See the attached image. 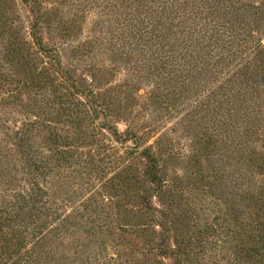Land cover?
<instances>
[{"label": "trees", "instance_id": "1", "mask_svg": "<svg viewBox=\"0 0 264 264\" xmlns=\"http://www.w3.org/2000/svg\"><path fill=\"white\" fill-rule=\"evenodd\" d=\"M19 1L29 6L26 15L28 40L22 41L26 48L22 66L29 70L17 71L13 62L10 66L5 62L6 67L0 65L3 146L11 157L21 161L19 166L14 164L15 169L8 167L12 164L11 158L0 153V170L4 169L0 171L4 174L0 183V264H74L69 255L62 252L57 257L54 248L42 247L47 235L55 240L71 235L66 234L69 226L80 219L77 215L73 218L69 213L64 215L66 206L73 202L67 200L72 197L65 194L59 203L58 183L61 181L56 179L57 174L49 161L42 158L43 153L29 136H40V133H34L38 123L29 119L30 115L25 111L29 107L21 96H34V107L37 104L39 108L57 105L54 117H44L45 125L52 130L49 137L54 146L64 142L59 131L65 125L61 130L55 125L61 123V116H65L64 123H73V133L83 139L95 135V121L100 116L108 117L109 106L95 90L96 73L91 74L89 82L77 77L61 60L60 50L65 43L52 46L45 43V35L54 31L46 1ZM75 1H82L84 5H103L112 14L113 22L119 27L115 29L121 38L122 54L125 57L136 55V65L132 69L138 73L137 80L150 76L157 78L160 85H173L179 89V95L185 99L192 93L197 96L198 92H206L202 113L206 112L220 122L217 127L226 134V144L228 141L234 144L236 180L251 188L243 201L249 211L235 217L234 226L229 228H232L231 238L227 237L229 242L217 240L208 247L202 246V262L192 261L187 245L181 243L174 248L170 245L172 233L162 220L165 209L157 210L152 204L154 197L164 193L165 180L150 146L143 145L144 139L130 127L119 132L117 126L106 121V129L115 140L132 142L144 162L143 175L152 192L142 195L139 204L143 215L154 226V254L145 247L148 242L145 225L141 231L135 230L136 236L133 235L140 243L139 251L130 249L129 254L123 253L122 250L129 249V241L120 233L123 231L122 220L113 215L111 206L115 219L112 220L114 227L108 246L116 257L89 252L79 264H92L101 256L102 264H166V259H173V264H264V100L254 99L250 103L248 99L255 93L256 77L264 90V46H261L264 0ZM19 24L22 28L24 23ZM35 87L40 88L39 93L33 91ZM236 105L240 106L237 111L234 110ZM18 113L24 117L20 127L14 119ZM10 120L13 124L6 126ZM101 126L99 128L104 130ZM87 127L92 133L86 132ZM11 129L14 135L8 132ZM64 153L69 158L73 155L69 151ZM85 157L79 154L75 166L89 164ZM5 173H9V179L12 175L17 179L8 182ZM219 243L227 244L219 246ZM77 245L78 250L83 246L78 242ZM219 248L225 263L218 259ZM46 250L48 252H44ZM104 251L108 254L106 245ZM137 253V256H131Z\"/></svg>", "mask_w": 264, "mask_h": 264}, {"label": "rangeland", "instance_id": "2", "mask_svg": "<svg viewBox=\"0 0 264 264\" xmlns=\"http://www.w3.org/2000/svg\"><path fill=\"white\" fill-rule=\"evenodd\" d=\"M45 1L51 10L50 22L54 29L50 35H45V43L51 46L65 43L66 46L60 50L61 60L77 77L89 82L91 74H97L95 88L100 89L95 90L108 103L109 113L107 118L100 116L96 119L95 135L83 139L73 133V123H64L65 116H61V123L55 125L60 130L65 125L59 131L64 142L54 146L49 137L52 130L45 125L44 117H54L57 105L48 109L39 108L38 104L34 107V96H21L31 108L25 109L30 115L29 119L38 123L34 133H40V136H29L43 153L42 158L49 161L57 174L56 179L61 181L58 183L59 203L65 194L72 197L67 200L73 202L66 206L64 215L69 213L71 218L77 215L80 219L69 226L66 234L71 235H64L65 238L59 240L47 235L42 247L54 248L57 257L62 252L69 255L74 264L83 263L89 252L115 256L108 246L114 227L112 220L115 218L112 216L115 215L121 217L123 231L120 233L129 241V249L125 248L123 253L127 251L129 254L130 249L139 251L140 243L134 237L135 230L141 231L145 225L148 238L145 247L154 254V226L143 215L139 204L142 195L152 192L151 185L143 175L144 162L134 150L132 142L118 143L115 140L106 129L105 123L108 121L117 126L119 132L130 127L144 139L143 145L150 146L165 180L164 193L154 197L152 204L157 210L165 209L162 220L172 233L170 245L173 248L181 243L187 245L192 252L190 259L202 262V246L208 247L209 243H217V240L229 242L228 238L232 236V228H229L234 226L236 216L249 211L247 203L243 201L251 193L249 186H242L236 180L237 156L234 155L233 142L226 144V134L217 127L220 122L214 120L212 115L202 113L206 92H198L197 96L192 93L189 99H185L179 95V89L173 85L162 86L157 78L150 76L137 80L138 73L132 69L136 65V55L125 57L122 54L121 38L115 29L119 27L103 5H84L82 1L75 0ZM28 11L29 6L19 0H0V65L6 67V63L10 66L13 62L20 72L29 70L22 66L26 50L22 41L28 40ZM20 22L24 23L21 24L22 28ZM63 28L68 29L64 31ZM261 46H264V40ZM254 81L255 93L248 97L250 103L254 99L264 100L262 82L258 77ZM33 91L39 93L40 88L35 87ZM239 103L240 100L236 102L237 105ZM237 105L235 111L240 109ZM23 118L20 113L15 115L17 127H20ZM228 123L231 124V121L228 120ZM11 124L13 120L6 126ZM90 127L86 132L92 133ZM8 132L14 135L12 129ZM2 135L0 132V153L11 158L12 164H8V167L15 169L14 164L19 166L21 161L11 157L10 152L4 149ZM66 151L73 152L71 158L64 153ZM79 154L85 155L89 164L75 166ZM9 173H5L7 179ZM2 175L0 173V183ZM12 178L16 176L12 175L8 182ZM203 239L205 241L202 242ZM77 242L83 244L80 250ZM227 243H219V246ZM105 245L108 254L104 251ZM220 250L213 251H217L218 259L225 263ZM135 255L138 253L131 256ZM101 257H97L92 264H102ZM165 263L173 264L174 260L166 259Z\"/></svg>", "mask_w": 264, "mask_h": 264}]
</instances>
